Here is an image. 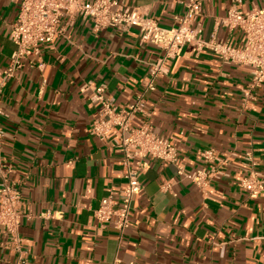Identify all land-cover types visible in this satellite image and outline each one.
Instances as JSON below:
<instances>
[{"label":"crops","instance_id":"obj_1","mask_svg":"<svg viewBox=\"0 0 264 264\" xmlns=\"http://www.w3.org/2000/svg\"><path fill=\"white\" fill-rule=\"evenodd\" d=\"M118 1L169 28L175 16L184 15L189 0ZM231 5V0L206 1L198 22L205 39L241 47L243 33L219 25ZM254 5L262 0H246L238 8L246 12ZM20 9L21 0H0L1 158L14 169L9 179L22 191L20 235L28 264H264V192L251 199L241 187L247 153L264 178V86L247 105L242 96L251 69L223 64L187 45L165 62L156 90L146 92L150 65L163 56L160 49L143 42L137 28L96 33L90 21L64 17L63 33L41 47L43 67L32 57L4 82L15 51L11 25ZM87 81L106 85V96L119 108L144 94L155 133L179 153L177 165L148 160L143 190L122 236L94 216L100 200L117 197L126 180L123 152L112 140L91 135L98 106L90 92L82 91ZM209 149L227 163L225 176L213 181L204 196L178 174V167L188 174L207 167L200 153ZM167 181L173 187L166 193L161 186ZM46 213L52 217H40ZM17 257L0 247L1 264H16Z\"/></svg>","mask_w":264,"mask_h":264},{"label":"built area","instance_id":"obj_2","mask_svg":"<svg viewBox=\"0 0 264 264\" xmlns=\"http://www.w3.org/2000/svg\"><path fill=\"white\" fill-rule=\"evenodd\" d=\"M206 1L189 0L185 4L184 15L175 16V25L164 28L158 19L140 8H128L118 0H21L17 21L11 25L10 40L15 45V51L4 70L3 80L14 78L32 57L39 58L41 64L38 67L42 68L41 47L54 42L63 33L62 19L66 17L73 21L81 17L91 22L96 33L106 29L125 33L137 28L143 42H149L162 51L159 62L150 65L146 92L156 90L158 78L165 73V62L175 59L185 46L192 45L198 53L208 51L223 64L251 69L250 81L242 92L243 102L247 105L264 86V0L261 6L254 5L246 12L238 8L246 0H231L227 15L219 20V25L231 32L240 30L243 33L241 47L229 40L204 38L198 19ZM106 90V85H97L93 81H87L82 86L83 92H90L92 104L98 106L91 135L102 141L112 140L113 146L123 152L126 186L117 197L112 194L102 198L94 216L102 227L112 224L122 236L130 226L133 201L143 190L141 176L149 166L148 160L177 165L179 153L168 138L155 133L150 122L151 111L144 105V94L137 96L136 101L126 108H119L106 96ZM4 115L0 107V120ZM137 117L141 120L135 126ZM4 138L5 131L0 121V229L3 232L0 247L17 254L16 264H28L29 252L20 235L24 201L20 184L9 179L14 169L4 165L1 158ZM200 156L208 164L207 167L190 174L184 167H178V174L191 180L205 196L212 182L225 176L222 167L227 162L218 157L213 149L202 151ZM244 161L248 174L241 180V187L249 198L258 199L264 192V178L256 171L257 163L251 153L245 155ZM172 187L173 182L167 181L162 184L161 190L171 192ZM40 217L50 219L52 215L46 213Z\"/></svg>","mask_w":264,"mask_h":264}]
</instances>
